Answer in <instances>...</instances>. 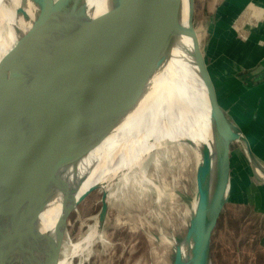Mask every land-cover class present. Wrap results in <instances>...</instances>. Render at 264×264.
Segmentation results:
<instances>
[{"label": "water", "instance_id": "95a60500", "mask_svg": "<svg viewBox=\"0 0 264 264\" xmlns=\"http://www.w3.org/2000/svg\"><path fill=\"white\" fill-rule=\"evenodd\" d=\"M33 1L38 7L32 26L0 59V102H4L0 115V163L16 152L20 155L17 164H39L23 169L26 171L0 167V264H50L52 255L62 246L70 215L95 190L102 191L104 220L109 191L122 185L121 174L113 177L109 190L94 184L71 202L63 213L56 239L38 229V218L49 191L59 185V171L97 146L127 117L152 76L167 61L172 40L178 34L194 39L195 61L207 88L213 119L225 138L228 181L233 142L241 143L255 175L264 181V164L220 103L193 23L194 0H190L187 28L181 24L183 0H117L114 7L94 14H89L84 4L71 0ZM60 17L86 27L71 30L60 47L49 41L47 46L39 44L37 29L47 30L50 22ZM48 51L57 53L50 60V67L26 76L24 87L16 85L20 78L16 70L19 56ZM78 74L79 90L64 97L63 84L66 80L77 81ZM11 89L15 93L9 97ZM42 100L56 101L48 110L41 111ZM21 136L28 141H20ZM52 142L60 144L51 149L48 145ZM36 146V161L27 160ZM150 156L143 159V167ZM17 175L23 181L14 188L8 187V177ZM197 189L198 202L187 232V237L193 236L195 241L193 258L195 227L205 201L203 173L200 177L197 174ZM226 201L219 205L209 228L208 248L212 229ZM173 264H178L177 250Z\"/></svg>", "mask_w": 264, "mask_h": 264}, {"label": "bare ground", "instance_id": "6f19581e", "mask_svg": "<svg viewBox=\"0 0 264 264\" xmlns=\"http://www.w3.org/2000/svg\"><path fill=\"white\" fill-rule=\"evenodd\" d=\"M71 1L84 4L89 14L107 10L117 4V0ZM189 6L190 0H183L181 24L185 28L189 25ZM37 7L33 0H0V59L16 43L17 39L30 29ZM23 12L27 16L22 14ZM85 27L86 25L60 17L51 21L47 30L38 27L36 29L39 44L47 46V43L51 42L54 47H60L66 42L64 36L71 30L78 31ZM172 41L167 61L152 76L145 93L127 117L110 130L97 146L59 171V185L51 187L38 218V229L41 234L56 239L67 206L91 185L102 184L106 190H109V182L120 174L123 187L139 179L151 183L161 194L162 188L146 177L142 163L143 159L152 152L155 153V160L158 161L159 147L163 142L168 141L173 145H187L193 150L199 177L203 173L205 189V201L195 227V257L193 258L194 238L193 236L185 237L176 242L178 264H212L208 248L209 228L219 205L228 199L231 189V180L228 181L229 175L226 170L227 161L223 152L224 135L222 137V132L213 119L207 88L195 61L194 39L178 34ZM56 54L51 51L21 54L16 64V70H19L20 74L18 81L22 76L23 78L31 77L43 69L46 70L50 67V60ZM89 72L90 70L86 73ZM77 78L81 76L78 74L76 77L79 81ZM77 81L66 80L63 84L66 90L64 97L79 90L78 85L81 80ZM25 85L26 82L23 80L22 87ZM13 90L11 89L9 97L14 95ZM55 101L42 100L40 110H48ZM3 104L4 102L1 101L0 115L3 112ZM18 139L22 142L28 141V138L24 136ZM55 142L60 141L55 140ZM55 142L48 145L49 148L54 149L60 144H55ZM37 147L27 160L36 161V153L39 151ZM99 153L100 158H96ZM19 160L20 155L15 152L10 158L2 161L0 167H18L21 171H26L23 169L33 168L39 164L31 161H28L29 164H17ZM21 178V175L8 177L7 186L14 188L20 185L23 181ZM224 186L225 193L222 197ZM116 196L117 191L110 190L109 202ZM197 202L198 195L195 197L191 216L195 212ZM104 212L103 210L96 217L95 222L82 239L71 244V251L65 257H61V246L52 255L50 264H73L75 257L85 260L86 251L96 239L102 237ZM16 264H22V262Z\"/></svg>", "mask_w": 264, "mask_h": 264}, {"label": "rangeland", "instance_id": "374dc122", "mask_svg": "<svg viewBox=\"0 0 264 264\" xmlns=\"http://www.w3.org/2000/svg\"><path fill=\"white\" fill-rule=\"evenodd\" d=\"M243 1L194 0L193 23L207 67L215 79L229 72L230 63L222 44L210 41V23L216 15L232 14L228 19L232 20L244 6ZM235 50L236 47L232 48V52ZM23 80L22 76L16 85L22 87ZM215 86L220 90L225 108L237 117L238 102L229 101L221 82ZM159 149L158 161L152 153L144 168L146 177L160 185L162 193L139 179L127 187L118 185L116 198L108 203L102 237L86 251L85 260L75 257L73 264H173L176 242L187 237L198 195V165L193 150L187 145L166 141ZM96 156L100 158V153ZM229 158L230 194L212 229L209 257L212 264H264V184L253 175L241 143L231 144ZM101 193V190L92 192L70 215L61 257L71 251L72 243L86 235L103 211ZM224 193L225 187L222 197Z\"/></svg>", "mask_w": 264, "mask_h": 264}, {"label": "crops", "instance_id": "0c3cea01", "mask_svg": "<svg viewBox=\"0 0 264 264\" xmlns=\"http://www.w3.org/2000/svg\"><path fill=\"white\" fill-rule=\"evenodd\" d=\"M243 5L232 20H228L232 14L216 15L210 23V41L225 48L230 70L220 79H215L209 71L215 84H223L222 90L228 94L229 101L238 102L237 118L225 108L216 87L223 109L246 135L254 154L264 164V0H244ZM234 47L236 50L232 52ZM253 175L256 176L254 172ZM257 180L264 184L258 177Z\"/></svg>", "mask_w": 264, "mask_h": 264}]
</instances>
